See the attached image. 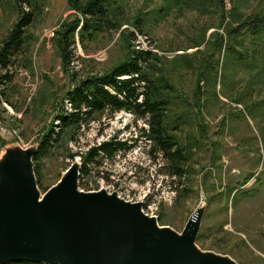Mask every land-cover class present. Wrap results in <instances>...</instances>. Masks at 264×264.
<instances>
[{
	"label": "rangeland",
	"instance_id": "374dc122",
	"mask_svg": "<svg viewBox=\"0 0 264 264\" xmlns=\"http://www.w3.org/2000/svg\"><path fill=\"white\" fill-rule=\"evenodd\" d=\"M115 1L113 27H104L82 42L77 35L66 69L57 31L81 16L69 1L0 0V47L16 24L20 7L33 18L25 30L26 42L9 67L12 79L0 84V156L8 147L38 146L43 132L59 122L55 116L62 108L72 110L68 90L122 61L128 51L121 32H134L132 44L158 56L151 62L199 114L175 131L180 141H195L186 174L181 178L169 174L165 159L152 151L142 135V127H149L148 117L126 110L99 112L67 133L42 159L41 174L36 173L41 193L75 161L84 163L92 147L115 138L127 141L126 149L88 163L79 179L80 189L104 188L140 201L160 225L177 232L204 208L197 240L201 249L228 255L238 264H264V81L257 68L234 67L225 45L218 48L231 14L263 10L264 0H224L223 6L204 0L191 7L174 0ZM49 31L56 32L53 39ZM199 80L206 85L200 105L194 97Z\"/></svg>",
	"mask_w": 264,
	"mask_h": 264
},
{
	"label": "water",
	"instance_id": "95a60500",
	"mask_svg": "<svg viewBox=\"0 0 264 264\" xmlns=\"http://www.w3.org/2000/svg\"><path fill=\"white\" fill-rule=\"evenodd\" d=\"M38 147H8L0 156V264H238L197 245L204 208L177 232L140 201L80 189L77 161L41 193Z\"/></svg>",
	"mask_w": 264,
	"mask_h": 264
},
{
	"label": "trees",
	"instance_id": "16d2710c",
	"mask_svg": "<svg viewBox=\"0 0 264 264\" xmlns=\"http://www.w3.org/2000/svg\"><path fill=\"white\" fill-rule=\"evenodd\" d=\"M68 1L71 8L78 11L81 16L77 15L73 20L65 22L57 31V46L60 47V55L66 69L72 59L71 49L77 41V35L82 42L85 38L95 37L104 27H113L111 24L113 23L112 6L116 3L115 0ZM174 1L177 4L184 3L191 7L204 0ZM208 1L224 5V0ZM19 10L20 16L16 24L0 47V74L2 69L6 70V73L0 75V84H6L12 79L13 74L9 67L14 64L15 54L26 42L25 30L33 21L31 12H25L22 7ZM231 17L230 27L225 32L226 36L220 35V43L217 42L218 48H221L222 44L225 45L228 56H230L228 60L234 67L241 66L250 70L257 68V76L262 77L260 81H264V9H256L250 14L235 11ZM133 33H126L125 30L121 32L128 51L122 61L110 71L91 75L68 90L66 98L71 102L72 110L69 112L63 107L62 113L55 116L59 122L52 123L43 132L34 156L38 175L41 174L42 159L61 143L67 133L79 129L85 121H89L86 119L95 113H113L121 110L148 117L149 127H142V135L151 143L152 151L160 153L165 159L170 168L169 174L177 178L186 174L187 162H189L195 141L190 140L184 143L179 140L175 131L179 130L186 120H193L196 116L199 117V114L198 112L193 113L195 108L187 104V97L177 90L163 70L153 64L154 61L151 62L153 59L157 60L158 56L150 49L137 48L135 44H132ZM213 67L215 68L214 64L210 66L208 73L214 70ZM205 71L200 74V80H204ZM200 80L194 95L199 105L203 96L206 95V85L201 84ZM198 110L202 114L201 108ZM127 147H129L127 141L117 138L92 147L84 156V163L82 162L80 169L81 174L88 170L89 162L97 161L102 154L112 156ZM6 264L43 263L13 261Z\"/></svg>",
	"mask_w": 264,
	"mask_h": 264
},
{
	"label": "built area",
	"instance_id": "2783aa9c",
	"mask_svg": "<svg viewBox=\"0 0 264 264\" xmlns=\"http://www.w3.org/2000/svg\"><path fill=\"white\" fill-rule=\"evenodd\" d=\"M47 35H48V37L51 39H53V37H55L56 36V32L55 31H49L48 33H47ZM12 72H13V69H12ZM14 74V73H13Z\"/></svg>",
	"mask_w": 264,
	"mask_h": 264
}]
</instances>
